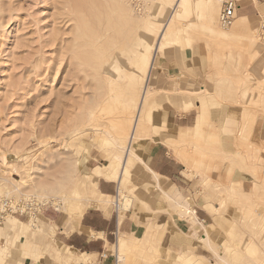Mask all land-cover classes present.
I'll use <instances>...</instances> for the list:
<instances>
[{"label":"rangeland","instance_id":"374dc122","mask_svg":"<svg viewBox=\"0 0 264 264\" xmlns=\"http://www.w3.org/2000/svg\"><path fill=\"white\" fill-rule=\"evenodd\" d=\"M223 1L81 0V8L79 0H0V198L31 224L21 223L15 242L0 236L13 252L7 259V245L0 247L3 264H91L57 260L41 249L24 257L18 239L37 223L54 236L49 248L63 251L62 223H75L74 210L100 196L88 174L96 166L119 170L116 155H124L137 112L136 154L121 190L103 200L120 212L183 217L191 230L139 221L108 244L114 263L264 264V10L250 16L248 28L236 29L238 16L230 26L219 20ZM181 79L187 83L180 87ZM169 107L196 108L195 123L167 127ZM158 141L186 164V181L162 177L163 184L180 189L197 219L184 214V197L175 202L154 186L156 177L142 180L149 170L140 159ZM19 189L33 200L15 201ZM31 236L41 244L45 233ZM91 259L101 264L97 253Z\"/></svg>","mask_w":264,"mask_h":264},{"label":"crops","instance_id":"0c3cea01","mask_svg":"<svg viewBox=\"0 0 264 264\" xmlns=\"http://www.w3.org/2000/svg\"><path fill=\"white\" fill-rule=\"evenodd\" d=\"M225 1L227 0H224L223 4ZM233 1L236 3V11L238 16L236 19V29L240 27L248 28L250 16L260 14V11L264 10V0ZM185 81L186 79L177 80L180 87L183 86V84L186 85L187 82ZM170 84L174 86L175 82H170ZM164 112L165 113H163V117L166 118L167 127L172 125L173 128L175 124H177L178 128L180 129L191 127L195 123L197 117V110L194 107L183 112H180L179 109L175 107H169L168 109H165ZM170 140L174 141L172 138H170ZM144 156L145 157H143V159L141 157V160L144 162V164H146L145 166L148 168V170H150L147 172V174L141 177L142 180L147 179L149 182H154V178L157 175V181H155L156 184L154 185L155 187L159 186L158 189L162 188L165 195L169 196V198L173 199L175 202H178V195L184 197L186 200L185 196H183L180 189L176 185L171 184L172 186L169 189H166L165 185L163 184L166 180L162 177L171 180L179 177L186 181V164L174 156L173 150L170 148V146L164 141H158L150 147L149 152L144 154ZM118 179L119 180L115 179L114 177L106 178L101 176L97 183L98 189L100 190L99 191L97 189L98 192L104 196H115L120 188L121 177ZM163 214L164 213L156 217L153 216L154 214H145L137 209L134 210L133 208H128L124 210V212H120V210L118 211V209L115 207L109 209L108 205H106L105 208L100 206H88L81 214L80 218L74 221L75 223H62L60 232H64L65 230L68 231L67 233L60 235L61 241L65 244L63 246V251L58 253L54 251V248L52 250L49 248V245H52L54 241V236L52 237L50 235V229L49 232L44 231L43 228L37 223L35 226L29 227L24 235H21V237L25 236L26 239L23 241L20 237L18 242H21L20 245H18L24 257H27L28 255H32L33 257L39 256V254L42 253L40 252L41 249L48 250L57 260L62 259L69 262V259H72L73 261L79 260L80 262H84L83 259H87L91 264H98L91 259V257L97 253V255H99L101 264H115L112 260V254L108 252V244L114 246L121 236L127 233L129 234L136 228L140 227V223H138L139 221L146 220L148 218H154L158 221H161L159 223L160 225L166 224L167 222H172V224L175 225V228L178 229L179 233L182 232L185 234L191 230L189 223L186 221V219H183V217L179 218L172 216L169 218L165 215L163 217ZM24 217L26 216L17 215L15 220L8 219L2 223L0 225V236L3 233H8L9 235L14 236L13 242H15L17 232L21 228V222L24 221L20 218ZM193 218L197 219V214H195V217ZM29 220L30 219L28 218L26 221L28 222ZM35 230H42L45 233L43 242L41 244H38L31 238V235ZM116 239L117 241L113 243V241ZM4 245H7L8 251L6 258L8 259L13 255L10 241L0 245V247ZM73 249L81 252H76ZM64 250L66 252H64ZM37 252H39V254ZM195 254L204 256L197 253ZM2 262L3 259L0 257V264H3ZM37 263L40 264V259L37 261ZM25 264H27V261Z\"/></svg>","mask_w":264,"mask_h":264},{"label":"bare ground","instance_id":"6f19581e","mask_svg":"<svg viewBox=\"0 0 264 264\" xmlns=\"http://www.w3.org/2000/svg\"><path fill=\"white\" fill-rule=\"evenodd\" d=\"M181 1H183V0H176V4L178 5ZM78 1H76L75 2V4L77 3ZM79 5L81 6V8H82V4H81V0H79ZM102 3V2H101ZM78 4V3H77ZM98 5V4H97ZM105 5V4H104ZM78 6V5H77ZM97 7V6H96ZM99 7V6H98ZM214 8H212V9H209L208 10V13H207V15H208V17H211L212 15H213V13H214V11H215V9L213 10ZM79 12V11H78ZM97 12H99V11H97ZM104 12H106V11H104ZM103 12V13H104ZM100 13V12H99ZM82 14V13H81ZM214 16V15H213ZM174 17V15L172 16V18ZM172 18H170L169 17V24L171 23V22H174V20L172 19ZM171 20V21H170ZM212 20V19H211ZM211 22V21H210ZM209 23V22H208ZM105 33V32H104ZM171 35H172V31L169 29V31L168 32H165V36L166 37H171ZM157 52H159V51H157ZM156 52V53H157ZM138 54V55H137ZM140 52L139 53H136L135 54V57L136 58H140ZM152 61H153V56L151 57V59L149 60V63H147V64H145V67H146V69H147V71H146V69H145V67H144V69H145V71L147 72V75H146V81L144 82L145 84H144V90H143V92H142V98H143V100L141 101V103L139 104L140 106L142 105L143 106V104L144 103H146V99H147V97H146V93H147V91H148V88H149V79H150V77H151V63H152ZM139 114H141L140 112H137L136 113V115H134L133 116V121H132V131L130 132V134H129V136L127 137V139H128V144H126L125 145V147H124V155L122 156V154H120V155H116V157H118L119 159V161H120V168H119V170H117V171H115L114 169H111L110 167H108L107 166V169L105 170V166H103V167H101V166H96L94 169H93V172H90V174H88V180H90V182H92L93 184H94V187H95V189H97V186H96V184H97V179H98V177L99 176H104V177H106V178H111V177H114V178H116V177H121L126 171L128 172L129 170H128V166L130 165H128V163H130L131 162V160H132V157L136 154L135 153V151H134V149H132V144H131V142H132V140H133V138H135L136 137V129H137V126H138V123L140 124V123H142V120L139 122V120H140V117H141V115H139ZM123 120V119H122ZM122 120H121V123H122ZM68 134H70V133H68ZM136 158H137V156H135ZM139 157V156H138ZM140 161L142 162V160L140 159ZM4 162V161H3ZM6 162V161H5ZM10 163V162H9ZM8 163V164H9ZM132 163H133V161H132ZM144 163V162H143ZM146 165V164H145ZM149 167V166H148ZM150 168V167H149ZM150 170V169H149ZM152 172H153V170H152ZM156 177H157V175H156ZM34 179V178H33ZM21 180V179H20ZM26 180V179H25ZM29 181H31V180H29ZM18 182V181H17ZM20 182H23V184H24V182L25 181H20ZM32 182V181H31ZM31 182L29 183H27V184H24V185H26V186H30V188L32 187V186H34V187H39V185H36L35 184V182H32V184H31ZM39 182V181H38ZM19 183V182H18ZM34 183V184H33ZM27 188V187H26ZM40 189L42 188V190H43V188H44V185H40V187H39ZM23 190H25V187H24V189ZM21 191V189H19L18 191L20 192L19 194H21L20 196H22V197H20V198H15L16 200L15 201H23L24 203H26V202H28V201H30V200H33V197H31V193H29V192H26V191ZM27 190V189H26ZM121 190V187L119 188V191ZM27 191H29V190H27ZM49 193V192H48ZM50 194V193H49ZM25 196V197H24ZM37 196H39V197H42V198H44L45 200H52V196L50 197V195H48L47 193H45V192H38L37 193ZM102 196H104V195H101L100 194V196L99 197H97V198H92V199H90V202L89 203H87L88 204V206H91V205H97V206H100V207H102V208H105V206H106V204L104 203V200L103 199H105V198H103ZM169 197V196H168ZM12 199H13V201H14V198L12 197ZM38 201V200H37ZM52 201H54V198H53V200ZM186 201V202H185ZM184 202H185V204L183 203V204H181V207H186L185 208V210H186V213H184V214H188L189 212H190V214H191V216H192V218L191 219H193L194 220V218L193 217H195V212H194V210L193 209H189L188 210V207H187V205H188V200L186 199ZM39 202V201H38ZM86 209V207H84L82 210H79V209H75L74 210V219H79L80 218V216H81V214L84 212V210ZM183 211V210H182ZM10 217H16V215H13V214H9V216H8V219L10 218ZM8 219H6L5 221H7ZM4 221V222H5ZM32 222V221H31ZM21 223H23V226L24 225H28V226H30L31 224H30V220H29V222H27V221H22ZM1 225V224H0ZM150 231V230H149ZM146 232V231H145ZM150 233V232H149ZM208 236V235H207ZM207 236H202L201 237V239H203V240H207L208 238H207ZM214 253H215V255H216V258H217V261L216 262H218V263H221L222 261H224V256L219 252V251H217L215 248H214ZM84 255H86V254H84ZM118 257H119V259H123V256L122 255H118Z\"/></svg>","mask_w":264,"mask_h":264},{"label":"built area","instance_id":"2783aa9c","mask_svg":"<svg viewBox=\"0 0 264 264\" xmlns=\"http://www.w3.org/2000/svg\"><path fill=\"white\" fill-rule=\"evenodd\" d=\"M237 17L236 11V3L233 0L225 1L220 14L219 20L223 26H230L232 25L233 21ZM8 214L13 215H20V216H28L27 213L23 212L21 209L20 211L13 210L10 206V201L8 199L0 198V223L3 222Z\"/></svg>","mask_w":264,"mask_h":264}]
</instances>
